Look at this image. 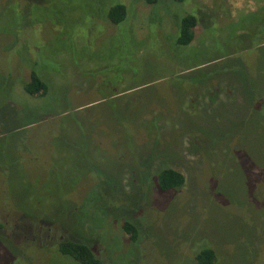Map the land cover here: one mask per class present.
<instances>
[{"label": "rangeland", "instance_id": "obj_1", "mask_svg": "<svg viewBox=\"0 0 264 264\" xmlns=\"http://www.w3.org/2000/svg\"><path fill=\"white\" fill-rule=\"evenodd\" d=\"M65 239L101 264H264V0H0V264H77Z\"/></svg>", "mask_w": 264, "mask_h": 264}, {"label": "trees", "instance_id": "obj_2", "mask_svg": "<svg viewBox=\"0 0 264 264\" xmlns=\"http://www.w3.org/2000/svg\"><path fill=\"white\" fill-rule=\"evenodd\" d=\"M147 4H156L158 0H144ZM182 2L184 0H173ZM126 9L123 5H114L108 9L107 18L109 21L118 25L125 20ZM196 26V19L193 16H185L181 20L179 36L176 40L178 46H187L193 40V29ZM24 90L29 95H45L47 93L46 84L40 77L32 72L29 82L24 86ZM157 185L160 191L167 192L180 188L184 184V177L178 171L170 168H165L159 171L156 175ZM123 230L129 235L132 242H136L138 237L137 228L125 222L122 225ZM60 254L70 258L77 264H101L100 260L95 256V253L89 245L83 242H77L69 239L62 240L56 245ZM215 256L212 250L203 249L196 256V264H214Z\"/></svg>", "mask_w": 264, "mask_h": 264}]
</instances>
